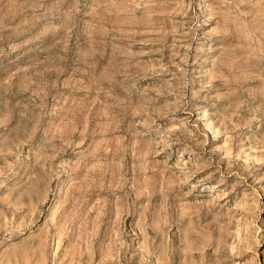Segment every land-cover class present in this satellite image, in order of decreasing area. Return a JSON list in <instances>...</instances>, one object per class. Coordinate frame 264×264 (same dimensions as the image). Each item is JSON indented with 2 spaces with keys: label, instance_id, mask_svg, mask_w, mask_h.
Wrapping results in <instances>:
<instances>
[{
  "label": "rangeland",
  "instance_id": "1",
  "mask_svg": "<svg viewBox=\"0 0 264 264\" xmlns=\"http://www.w3.org/2000/svg\"><path fill=\"white\" fill-rule=\"evenodd\" d=\"M0 264H264V0H0Z\"/></svg>",
  "mask_w": 264,
  "mask_h": 264
}]
</instances>
